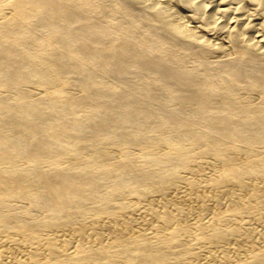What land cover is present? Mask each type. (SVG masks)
Returning a JSON list of instances; mask_svg holds the SVG:
<instances>
[{"label": "bare ground", "instance_id": "obj_1", "mask_svg": "<svg viewBox=\"0 0 264 264\" xmlns=\"http://www.w3.org/2000/svg\"><path fill=\"white\" fill-rule=\"evenodd\" d=\"M0 264H264V0H0Z\"/></svg>", "mask_w": 264, "mask_h": 264}]
</instances>
